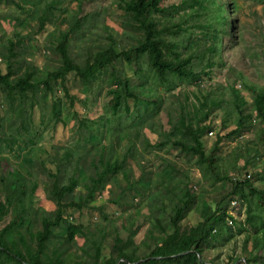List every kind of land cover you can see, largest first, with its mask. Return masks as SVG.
<instances>
[{
  "label": "rangeland",
  "instance_id": "1",
  "mask_svg": "<svg viewBox=\"0 0 264 264\" xmlns=\"http://www.w3.org/2000/svg\"><path fill=\"white\" fill-rule=\"evenodd\" d=\"M46 1L50 0H37L36 4L31 0H0V72L7 69V37L16 32L22 35L15 45L19 56L26 63L38 67L37 75H44L47 68L58 64V54L54 50L58 33L69 30L79 17L86 22L70 34L72 53L79 59L97 49L96 42L107 41L106 37L100 35L104 23L108 25L107 32L115 39H119L121 44H129L127 37L119 34L122 12L113 0H59L44 28L37 31L38 17ZM184 1L162 0V5L181 4ZM219 1L229 11L227 24L222 30V60L210 69L208 75H202L196 82H161L144 62L138 65L125 61L111 63V68L118 74L127 75L131 85L138 89L136 100L133 102L132 98L129 99L131 107L135 109L129 114L122 110L113 114L107 106L111 96L107 94L110 67L101 70L90 86L82 85L75 73L70 71L65 76L64 85L58 80L52 81L50 91L37 90L31 98L17 99L13 107L8 105L4 93H0L3 114L0 120V199L4 197L9 171L19 169L29 186L31 181L36 180L44 188L33 193L34 207L40 204L51 211L55 205L47 199L45 187L51 181L46 171L55 170L53 158H61L64 150L69 149L73 159L85 153L88 156L86 159H98L102 155L104 159L113 160L117 156L122 157L126 146L130 145L131 151L127 154L125 165L129 177H124L119 170L115 177L110 175L104 188L95 192L94 197L80 209L65 208L69 221L82 223L93 230L97 240H101L102 258L115 252L116 235L122 238L133 236L138 253L146 252L149 244L158 240L160 235L159 227L151 224L152 212L165 219V211L169 209L172 197L180 195L190 185L195 196L181 221L182 226L196 225L205 220L218 205L232 216H244L240 196L237 195L239 201L234 206L231 204L234 198L232 182L246 177L255 186L264 188L260 121L254 117L251 95L243 85L244 82L264 83V0ZM188 9L186 7L180 11L186 12ZM95 11L100 13L96 14ZM13 38L17 36L13 35ZM205 38L212 39L213 35L197 37L182 34L181 48L167 44L166 50L171 55H178L180 51L185 54L203 45ZM116 47L120 49L119 45ZM229 85L240 89L246 102L245 113L250 116L245 126L227 136L225 134L233 129L238 116ZM206 94L220 100L209 110L205 122L210 128L202 138L208 150L216 138L221 137L217 148L220 156L218 173L203 170L195 156L179 151L167 138L169 135L166 136L170 122L182 112L201 108L200 100ZM20 108L22 111L18 110ZM22 115L27 123L25 129L20 127ZM28 167L36 177H30L26 172ZM219 174H226L229 179L219 178ZM130 182L135 187L121 191ZM76 191L84 192L82 184L77 186ZM165 196L171 197L169 200L166 198V205L162 201ZM232 223L228 221L233 233L230 237L219 235L210 245H205V261L243 264L246 251L242 247L243 237L248 234L245 230L250 229L247 225L237 227L238 224ZM215 228L223 231L222 221ZM64 230V225L55 228L60 234ZM252 234L250 230L249 236ZM258 236H261L260 230ZM143 239L146 243H142ZM246 245L250 248L252 243L248 241ZM234 257L240 259L233 260Z\"/></svg>",
  "mask_w": 264,
  "mask_h": 264
},
{
  "label": "trees",
  "instance_id": "2",
  "mask_svg": "<svg viewBox=\"0 0 264 264\" xmlns=\"http://www.w3.org/2000/svg\"><path fill=\"white\" fill-rule=\"evenodd\" d=\"M31 2L36 4L37 0ZM58 2L59 0H50L42 6L37 31L44 28L49 14ZM113 3L122 12L119 34L127 37L129 44H121L119 39H115L107 32L108 25L104 23L100 28V35L106 37L107 41L96 42L98 48L79 59L72 53L70 34L86 21L80 17L76 18L69 30L58 33L54 42L58 64L47 68L41 76L37 75L38 67L22 60L15 48L22 35L14 32L16 39L13 35L7 37V69L0 72V93H4L8 105L13 107L17 99L31 98L37 90L50 91L52 81L58 80L64 85L65 76L70 71L75 73L82 85L90 86L98 73L109 68L112 62L125 61L136 65L144 62L159 81L171 83L175 80L196 82L202 75H208L210 69L222 60V30L224 31L223 27L227 24L229 11L219 0H186L181 4L167 6L162 5V0H113ZM186 7L189 8L186 12L180 11ZM182 34L197 37L213 35V38H205L203 45L185 54L181 51L178 55L169 54L166 45L175 44L180 47ZM116 45H119L120 49H117ZM262 56L264 67V47ZM243 85L251 95L254 117L260 121L259 139L264 148V83L244 82ZM108 86L107 94L111 96L107 106L113 114H118L121 110L129 114L135 110L131 107L129 99L132 98L133 102L136 100L138 89L131 85L127 75L118 74L110 67ZM229 93L238 116L233 129L225 134L227 136L245 126L250 116L245 113L246 102L240 89L229 85ZM219 103L217 97L204 95L200 100L201 108L182 112L170 122L166 133V136L169 135L167 138L179 151L195 156L197 164L210 173H218L216 170L220 156L217 148L221 137L218 136L208 150L205 149L202 138L210 128L205 122L209 110L212 105ZM18 110L22 111V108ZM2 117L0 109V120ZM26 125L22 115L20 127L25 129ZM130 151V145H127L122 157L117 156L113 160L104 159L102 155L98 159H86L85 153L73 159L71 151L65 149L61 158H53L55 170L46 171V176L51 181L45 187V192H48L47 199L55 205L51 211L42 208L40 204L36 208L33 205V193L38 189L44 190L40 183L31 181L29 186L24 179L25 175L19 169L10 170L5 182L4 197L0 199V264H222L215 260L205 261L204 250L205 245H210L219 235L230 237L233 234L228 227L229 219H232V225H247L253 232L249 236L250 230H245L248 234L243 237L242 247L246 250L243 254V264H264V188L255 186L246 177L234 180L231 188L233 196H240L244 216H232L218 205L205 220L196 225L182 226L181 221L195 196L190 185L180 195L175 194L172 197L170 207L165 211V219L152 212L151 224L159 227L160 235L152 244L147 243L149 248L146 252L138 253L137 244H133V236L122 238L116 235L115 252L112 251L102 258L101 240H97L93 230L82 223L69 221L65 216V208L80 209L94 197L95 192L104 188L106 179L110 175L115 177L114 174L119 170L124 177H129L125 165ZM43 168L46 169L44 164ZM26 172L30 177H36L30 167ZM219 178L229 179L226 174H219ZM79 184H82L84 192L76 191ZM134 187L130 182L122 187L121 191ZM166 198L169 200L171 197L163 198L165 205L168 204ZM114 201L119 203L116 199ZM220 221L224 226L223 231L215 228ZM63 225V234L55 231L56 227ZM248 241L252 243L250 248L246 245ZM142 243L146 241L143 239ZM236 259L240 257L233 258Z\"/></svg>",
  "mask_w": 264,
  "mask_h": 264
},
{
  "label": "built area",
  "instance_id": "3",
  "mask_svg": "<svg viewBox=\"0 0 264 264\" xmlns=\"http://www.w3.org/2000/svg\"><path fill=\"white\" fill-rule=\"evenodd\" d=\"M237 196H234V198L231 199V204H233L232 206H234L235 203H237V201H241V199L239 198V200L237 199ZM229 222H232V219H229Z\"/></svg>",
  "mask_w": 264,
  "mask_h": 264
}]
</instances>
